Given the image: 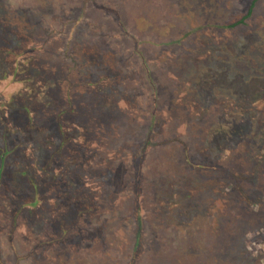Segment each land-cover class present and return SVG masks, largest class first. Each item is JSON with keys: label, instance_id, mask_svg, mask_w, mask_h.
<instances>
[{"label": "rangeland", "instance_id": "rangeland-1", "mask_svg": "<svg viewBox=\"0 0 264 264\" xmlns=\"http://www.w3.org/2000/svg\"><path fill=\"white\" fill-rule=\"evenodd\" d=\"M0 159V264H264V0H0Z\"/></svg>", "mask_w": 264, "mask_h": 264}, {"label": "trees", "instance_id": "trees-1", "mask_svg": "<svg viewBox=\"0 0 264 264\" xmlns=\"http://www.w3.org/2000/svg\"><path fill=\"white\" fill-rule=\"evenodd\" d=\"M186 152H187V151H186ZM220 157H221V156H220ZM187 159H188V162H189V157H188ZM220 159H221V158H220ZM0 160H1V159H0ZM0 166H1V164H0ZM204 166L207 167V168L209 167V166L202 165V164L200 165L201 168H204ZM164 204H166V203H164ZM166 206H168V205H166ZM171 206L173 207L174 205H171ZM179 218H180V217H179Z\"/></svg>", "mask_w": 264, "mask_h": 264}, {"label": "crops", "instance_id": "crops-1", "mask_svg": "<svg viewBox=\"0 0 264 264\" xmlns=\"http://www.w3.org/2000/svg\"><path fill=\"white\" fill-rule=\"evenodd\" d=\"M253 8V7H252Z\"/></svg>", "mask_w": 264, "mask_h": 264}]
</instances>
